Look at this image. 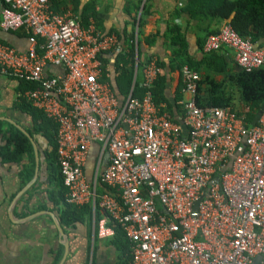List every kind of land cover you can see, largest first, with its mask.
I'll use <instances>...</instances> for the list:
<instances>
[{
    "label": "built area",
    "instance_id": "built-area-1",
    "mask_svg": "<svg viewBox=\"0 0 264 264\" xmlns=\"http://www.w3.org/2000/svg\"><path fill=\"white\" fill-rule=\"evenodd\" d=\"M0 28L28 41L25 51L0 41V76L35 84L23 95L57 124L67 200L92 206L99 237L119 226L131 264H264V109L249 125L231 107L199 106L200 75L185 65L188 97L175 119L154 97L156 58L143 67L141 92L121 103L101 80V55L119 46L118 36L55 12L50 0H0ZM225 46L241 68L264 66V47L227 23L203 50ZM48 65L64 72L47 76Z\"/></svg>",
    "mask_w": 264,
    "mask_h": 264
},
{
    "label": "crops",
    "instance_id": "crops-1",
    "mask_svg": "<svg viewBox=\"0 0 264 264\" xmlns=\"http://www.w3.org/2000/svg\"><path fill=\"white\" fill-rule=\"evenodd\" d=\"M62 1L57 7L58 10H55V5L50 1L55 12L71 11L83 23L93 21L103 33H115L118 36L119 46L103 53L104 59L101 55V80L111 87L121 103L131 92L137 95L141 92L144 81L143 67L148 60L156 58L162 70L161 76L167 77L166 94L172 102V110L169 107L168 110L175 119H179L181 113L173 105L175 95L180 88L181 105L188 95L182 91V69H171L170 66L171 49L168 47L167 34L172 25L182 30L188 52L194 60L203 61L205 55H210L217 61H207L216 69L224 72L241 69L232 48L225 46L212 53L203 50L207 36L219 31L225 23H230L216 19L201 21L193 18L187 11L181 12L190 0ZM145 4H148L150 13L142 18ZM130 34L134 35L132 42L135 45V62L132 67L129 64L127 67L134 70V85L127 92L123 81L118 78L116 62L118 54L128 50L125 36ZM247 38L252 40L249 36ZM0 41L21 51L28 47L26 35L20 31L5 32L0 28ZM261 41V46L254 41L253 43L257 47H264V40ZM138 49L143 63L141 66ZM159 62H164L165 65ZM185 65L191 68L188 64ZM195 71L200 75L198 70ZM62 72L64 70L61 67L48 65L45 68L47 76ZM23 92L22 81L0 76V151L9 144V139L15 132L24 133L30 143L29 149L18 154L17 159L10 154L15 151L13 145H9V158L0 153V264H117L121 251L118 247L124 244L130 246L129 240L119 226H115V235L99 237L91 205H77L78 220L74 226L66 227L61 223L54 200L59 195L60 185L54 178L53 169L51 170L50 152L53 146L48 136V125L44 124L48 117L42 109L26 100ZM236 95L232 105L223 107H231L244 114L249 125L257 123L264 107L254 120H249L252 107ZM98 151L99 144L93 143L86 172L88 180L93 177ZM56 164L58 165V162ZM104 167L105 163L102 164V168ZM29 169L33 174L28 172ZM104 189L106 187L98 186L99 192ZM84 206L88 209L83 211L81 207ZM57 222L63 227V232ZM117 229H120L122 234H118Z\"/></svg>",
    "mask_w": 264,
    "mask_h": 264
},
{
    "label": "trees",
    "instance_id": "trees-1",
    "mask_svg": "<svg viewBox=\"0 0 264 264\" xmlns=\"http://www.w3.org/2000/svg\"><path fill=\"white\" fill-rule=\"evenodd\" d=\"M55 5V10L63 2L62 0H50ZM148 4L143 7L142 18L150 13ZM189 12L193 18L201 21L207 19L218 21L225 20L243 37H251L254 43H259L261 46L262 39L264 40V0H190L187 6L181 9V12ZM215 32V31H214ZM217 32V31H216ZM168 47L171 49L170 66L171 69L178 68L181 70L184 64H188L191 68L200 72L198 84L197 103L201 107L205 106H230L238 98L252 107V113L249 114V120H254L259 111L264 107V66L255 69L241 68L235 72H224L209 65L208 59L213 60V56H204L203 61H196L188 52V46L185 41L182 30L172 25L168 31ZM128 41V50L121 51L118 54L116 68L119 73L118 78L123 81L126 91H130L133 84L134 70L128 68L127 65L133 66L135 62V45L134 35L125 36ZM204 45V43H203ZM213 51H211L212 53ZM215 52V51H214ZM103 56V55H102ZM101 56V59H102ZM139 66L143 65L140 60V49H138ZM104 59V56H103ZM217 60L214 59V62ZM165 65L164 62H159ZM226 65V63L224 62ZM166 75L159 77L157 84L154 87V97L157 101H167L168 107L172 108V102L167 98L166 94ZM118 79V80H119ZM23 83V90L35 87L34 83ZM119 86L121 84L119 83ZM136 86V84H135ZM135 88V87H134ZM182 93L180 88L175 95L173 105L181 113L182 112ZM31 106V105H30ZM172 110V109H171ZM44 124L48 125L49 137L53 146L50 152L51 170L55 180L60 185L59 195L56 197L55 203L60 215L61 223L66 226H74L78 220L77 213L79 208L77 205L70 203L67 200L68 188L65 186L63 177L60 172L57 161V144L54 134L57 130V125L53 120L46 118ZM48 123V124H47ZM9 145H13L15 151L10 152ZM30 143L27 136L22 132H15L9 144L3 147L0 153L7 156V152L12 154V157L19 158L20 153L29 149ZM9 158V156H7ZM56 164V165H55ZM33 174L31 169L28 170ZM58 172V174H56ZM31 176V175H30ZM84 211L88 207H81ZM118 234H122L120 229H117ZM117 236V235H116ZM120 251L119 261L117 264H131V246L125 245L118 247Z\"/></svg>",
    "mask_w": 264,
    "mask_h": 264
},
{
    "label": "water",
    "instance_id": "water-1",
    "mask_svg": "<svg viewBox=\"0 0 264 264\" xmlns=\"http://www.w3.org/2000/svg\"><path fill=\"white\" fill-rule=\"evenodd\" d=\"M57 225L60 228V230L63 232V227L61 226V224L59 222H57Z\"/></svg>",
    "mask_w": 264,
    "mask_h": 264
}]
</instances>
